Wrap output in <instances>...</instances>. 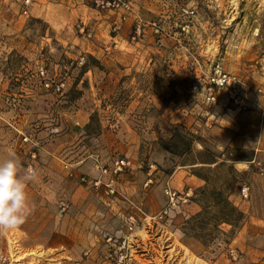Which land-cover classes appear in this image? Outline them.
<instances>
[{
	"label": "rangeland",
	"instance_id": "374dc122",
	"mask_svg": "<svg viewBox=\"0 0 264 264\" xmlns=\"http://www.w3.org/2000/svg\"><path fill=\"white\" fill-rule=\"evenodd\" d=\"M129 1L0 0V157L36 170L6 264H264V0ZM216 65L245 110L209 83ZM115 158L113 194L79 181ZM165 187L193 197L157 221Z\"/></svg>",
	"mask_w": 264,
	"mask_h": 264
},
{
	"label": "built area",
	"instance_id": "2783aa9c",
	"mask_svg": "<svg viewBox=\"0 0 264 264\" xmlns=\"http://www.w3.org/2000/svg\"><path fill=\"white\" fill-rule=\"evenodd\" d=\"M31 0H24L25 6L30 3ZM95 9L98 11H122L123 13L129 11L130 1L129 0H89ZM23 13L26 14L27 10L24 9ZM125 19V16L122 17ZM117 27H114V30ZM79 32L82 33V27L79 29ZM90 37V34H87ZM143 36V30L141 26L136 23L133 26V29L130 33V41H138ZM108 50V48H105ZM40 76L42 77V85L47 90H50L53 93H62L65 87V82L63 80H53L46 79L43 77V69L39 71ZM209 83L212 87L217 89V91H223L229 97L231 103L238 105L239 109L245 110L246 107L241 100L240 96V81L235 75L226 73L218 65H216L209 76ZM214 96L212 93L209 94L207 100L214 101ZM28 138L24 137L23 141H27ZM130 162L125 158H115L113 159L108 166H100L99 164L95 165L98 175L93 179H88L85 176H80L79 181L82 184H86L95 189H101L105 194L114 193V182L115 177L122 173L124 170L128 169ZM27 167H31L28 165ZM151 182V179H148L145 185H148ZM247 187H240V193L242 196L246 197ZM164 196L166 198L165 205L156 213L154 219L157 221H164L170 214V212L177 206H181L189 203L193 197V191L191 188H185L182 191H175L169 187H165L163 190ZM133 219L129 217V226L128 229L133 228ZM8 261L7 256L0 252V264H6Z\"/></svg>",
	"mask_w": 264,
	"mask_h": 264
},
{
	"label": "clouds",
	"instance_id": "9594fccd",
	"mask_svg": "<svg viewBox=\"0 0 264 264\" xmlns=\"http://www.w3.org/2000/svg\"><path fill=\"white\" fill-rule=\"evenodd\" d=\"M36 170L24 168L14 151L0 157V232L25 223L34 211L30 205L26 184L33 180Z\"/></svg>",
	"mask_w": 264,
	"mask_h": 264
},
{
	"label": "trees",
	"instance_id": "16d2710c",
	"mask_svg": "<svg viewBox=\"0 0 264 264\" xmlns=\"http://www.w3.org/2000/svg\"><path fill=\"white\" fill-rule=\"evenodd\" d=\"M200 163L203 164V165H208V166H211V165L215 164L214 161H207V162H206V161H203V160H200ZM214 168H216V166H215ZM207 170H211V169H209V167H208ZM197 176H198V175H197ZM198 178H201V177L198 176ZM202 179H203V178H202ZM204 180H206V179H204ZM213 194H214V195H217V196L220 195L219 192H216V193L214 192ZM195 201H196V202H199L198 199H196ZM222 203H224V205H226L227 207L229 206V209H230L231 211L234 210V208L230 206V204L226 201V199H223V200H222ZM201 207H202V210H203V211L197 213V214L193 217V219H197V218L201 217V216L203 215V213L206 211V208H207V207H205V206H203V205H201ZM221 220H222V222H224V223H229V221H228L227 219H225V218H222Z\"/></svg>",
	"mask_w": 264,
	"mask_h": 264
}]
</instances>
